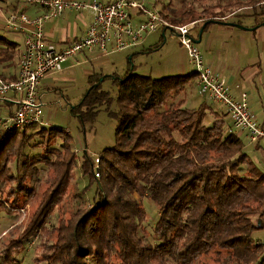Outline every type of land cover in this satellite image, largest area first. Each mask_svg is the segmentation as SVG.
<instances>
[{
	"label": "trees",
	"instance_id": "1",
	"mask_svg": "<svg viewBox=\"0 0 264 264\" xmlns=\"http://www.w3.org/2000/svg\"><path fill=\"white\" fill-rule=\"evenodd\" d=\"M263 7L264 0H157L170 25L198 21L201 28L231 22L244 15L243 9L263 17ZM19 52L16 42L0 35V62H17ZM109 77L117 84L116 96L103 88ZM195 77L193 72L155 78L135 72L131 62L123 75L90 76L71 113L84 131L103 110L116 121V143L99 155L98 170L87 153L81 164L83 175L96 184L90 206L77 202L72 190L78 157L68 130L30 125L4 131L0 126V211L12 214L25 206L47 182L24 233L50 229L47 223L57 215L56 240L43 262L264 264V245L253 235L264 226V171L246 152L242 137L229 131L226 112L206 102L187 107L184 94ZM209 114L213 120L207 124ZM42 167L52 177L43 180ZM144 197L159 209L152 232L143 227ZM63 208L69 217L60 215ZM12 244L0 258L15 264L11 253L23 245Z\"/></svg>",
	"mask_w": 264,
	"mask_h": 264
},
{
	"label": "built area",
	"instance_id": "2",
	"mask_svg": "<svg viewBox=\"0 0 264 264\" xmlns=\"http://www.w3.org/2000/svg\"><path fill=\"white\" fill-rule=\"evenodd\" d=\"M17 4L21 8L6 14V24L9 29L22 33L25 41L17 60L16 79L8 81L0 75V102H13L18 106L7 117L0 118L4 131L49 125L44 118V93L40 92L39 86L44 77L61 72L67 60L92 51L108 56L142 45L155 32L170 30L194 67L201 94L221 104L234 126L246 132L251 142L264 139V125L252 112L247 93L235 97L226 81L204 61L195 42L199 33L198 21L170 25L161 16L157 0H17ZM29 6L40 8L41 13L27 14L25 8ZM67 10H75L78 14L89 10L92 20L83 37L60 47L47 37L44 25ZM136 16H141V20L135 21ZM94 161L98 170L99 155ZM97 170L96 176H99ZM259 242L264 245V241Z\"/></svg>",
	"mask_w": 264,
	"mask_h": 264
},
{
	"label": "rangeland",
	"instance_id": "3",
	"mask_svg": "<svg viewBox=\"0 0 264 264\" xmlns=\"http://www.w3.org/2000/svg\"><path fill=\"white\" fill-rule=\"evenodd\" d=\"M6 3L7 2L4 4V2L0 0V6H2L4 9H7L8 7ZM200 24L201 23L197 25ZM261 28L264 29V24H262ZM173 38L174 37H172L170 30L166 31V40L162 36V31L150 35L147 40L148 44H146V49H152L151 51L147 52L145 51L146 49L140 50L139 53H136L137 56L133 58L132 55H135L136 48L138 49L139 47L125 50L122 53L124 56L123 64H117L118 66L111 65L114 58L117 57V55H115L116 53L108 55L109 57L104 56L109 59V61H106L108 64L103 68L105 72L108 71L105 75H110L112 71L123 73V65H126L127 69V66L130 65V62L132 67L135 66V72L145 73V75H151L155 78L176 74L175 70L177 60L180 59L181 61H184L186 58L188 59V57L185 51L181 48L178 41ZM150 43L153 44L151 45ZM258 53L261 55L259 66L262 67L264 71V60H262V58H264V49L259 50ZM130 57H132V60H130ZM100 60L103 61V59ZM92 61H94V63L88 62L85 65L76 66V68L72 69V71L68 73L70 77L75 78V82L68 86L71 88V90L68 92L70 93L69 97L63 92V94L61 93L59 95L50 94L43 99L45 103V121H47L50 126L60 127L68 130L73 137L72 145L73 150L78 157V166L75 171L76 178L73 182L72 190L75 192V197L78 196V198H75L77 202H82L83 204H87L89 206L93 203L95 198L96 184H91L88 176H84L81 171V164L85 153H87L94 160V158L100 155L105 148L111 147L116 143V121L109 116L107 111H101L93 122L87 123L85 131L83 130L79 119L71 113V108L81 101L83 95L89 88V79L85 72V67L95 66V68L98 69L100 67L99 65L101 62L99 60L92 59ZM193 80L195 82L196 77ZM102 84L103 88L110 91L113 96L117 95L118 87L117 84L114 83L113 78H106ZM200 93H198V90H196L194 93H191L190 90L186 91L184 97L186 99L187 107L195 108L202 104L201 100L204 99V97ZM254 98L256 101V96H254ZM250 104V108L254 110L260 122L263 123L264 110H259L258 104L256 102H254V106V104L251 103V99ZM224 111L226 112L225 108ZM3 114H5V112ZM243 141L248 155L257 164V166L264 171V139L261 140L260 146L258 148L256 147L257 143L251 142L249 139H243ZM42 168H44V172H42L43 180H45L47 175L52 177L51 173L46 174L47 169L45 167ZM46 187L47 182L43 181L35 198H33L29 203H26V205L20 209H13L12 214L6 211H0V254H4L6 249L5 246H8L11 243L16 244L17 242H22L23 245L20 250L18 249V251L11 253L15 259V264H46L42 261V256L47 251V246L56 240L57 233L54 231V224L56 223L57 215L51 218L50 223H47V226H49L50 229H40L38 232L31 234L28 237L24 235L40 207V196ZM83 194L84 198L82 197ZM142 199L143 206L146 211V219L143 223V227L147 231L152 232L153 227L159 218V209L150 198L144 197ZM68 214L69 211H67V208H63L60 215L67 218ZM146 230H142L143 235H146ZM253 235L256 238L264 241V226L261 229H256ZM147 239L153 243L158 241V239L153 236H147ZM4 242H6L5 245ZM13 244L11 246H13ZM112 260L117 261L116 258ZM90 261L92 264H95L92 258ZM0 264H10V261L5 260V258H0ZM113 264L119 263L115 262Z\"/></svg>",
	"mask_w": 264,
	"mask_h": 264
},
{
	"label": "crops",
	"instance_id": "4",
	"mask_svg": "<svg viewBox=\"0 0 264 264\" xmlns=\"http://www.w3.org/2000/svg\"><path fill=\"white\" fill-rule=\"evenodd\" d=\"M1 1H3L4 4L5 2H7L6 4L8 7L7 9H4L2 6H0V35H4L10 40L16 42L19 45V48L21 49L25 41V36L22 33H18L9 29L5 19L6 14L12 8L16 7L20 9L21 7L16 3V0ZM25 11L31 16H35L41 13L40 8L36 6H29L25 8ZM239 13L244 15L241 17L234 16L230 18L231 22L240 21L243 26L253 29L247 30L244 28H239L236 26L217 22L211 23L203 31L201 42L198 43V46L203 54L204 61L212 68V70L216 74L220 75L226 81L227 86L235 97H240L243 92L247 93L249 105H251V99L252 104H254V102L258 104L259 110H264V71L263 68L259 66L261 55H259L258 53L259 50L264 49V29L261 28L262 24H264L262 23L264 17H261L260 15L259 18L254 16L251 13L250 9H243L242 11H239ZM251 19H253L254 21ZM91 20L92 14L89 10H85L83 14H78V12H76L75 10H67L61 16L47 21L44 25V30L47 34V37L61 47L71 40L83 37ZM139 20H141V16H136L135 21ZM200 29L201 24L198 25V30ZM148 37L142 45L138 46V49L136 48L135 55H132L133 58L137 56L136 53H139L140 50H144L147 48L146 44H148ZM150 44L152 45L153 43ZM124 51L125 50L115 52V55H117V57L114 58V60L112 61V66H116L117 64H123L124 56L122 55V53ZM92 59H97L101 63L99 65V69L95 68V66L85 67V72L88 76V79L93 74H107L108 71L105 72L103 68L105 65L108 64V62H106L109 61L108 58L100 56L97 51L79 54L76 57L67 60L61 72H59L58 74L46 76L42 79L39 86V90L41 93H44L43 99L50 94L59 95L61 93L63 94V92L66 93L69 97L70 93L68 92L69 90H71V88L68 86L71 83L75 82V78L70 77L68 73L72 71V69L76 68V66H82L87 64L88 62L94 63ZM100 59H103V61ZM262 60H264V58H262ZM16 63L17 62L11 63L9 61L0 62V75L5 80L11 81L16 79ZM123 66V73L117 71H112V73H119L120 75H123L127 71L129 65L127 66V69L126 65ZM175 72L176 74L174 75L188 74L194 72V68L190 62L189 57L188 59L186 58V60L184 61H181L180 59L177 60ZM140 74L145 75V73ZM187 90H190L191 93H194L196 90H198V93H200L198 85L196 81L194 82V80L188 83ZM201 95L204 97V99L201 100V103L206 102L207 104L211 105L212 110L214 109L216 111H221L225 113L223 106L212 101L205 95ZM254 96H256V101ZM17 107V104L13 102H0V118H3V116L7 117L12 112H14ZM4 112L5 114H3ZM252 112L254 113L257 120L260 122L254 110H252ZM212 120L213 115L209 114L206 117L205 121L207 124H210ZM226 121L229 131H234L238 133L244 140L249 139L246 132L238 130L234 126L233 120L228 115H226ZM261 124L264 125V121ZM260 142L261 141L257 143V148L260 146Z\"/></svg>",
	"mask_w": 264,
	"mask_h": 264
},
{
	"label": "water",
	"instance_id": "5",
	"mask_svg": "<svg viewBox=\"0 0 264 264\" xmlns=\"http://www.w3.org/2000/svg\"><path fill=\"white\" fill-rule=\"evenodd\" d=\"M218 23H223V24H228V25H231V26H236V27H239V28H244V29H253V28H248V27H245L243 26L242 24L240 23H237V22H218ZM207 23H205L202 28L199 30V33H198V38L195 39V42L198 44L199 42H201V37H202V34H203V31H204V28L206 27ZM257 27V26H256ZM254 27V28H256ZM162 35L164 36L165 40H166V35H165V31L162 33ZM103 80V78H101V81Z\"/></svg>",
	"mask_w": 264,
	"mask_h": 264
}]
</instances>
